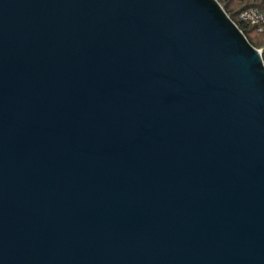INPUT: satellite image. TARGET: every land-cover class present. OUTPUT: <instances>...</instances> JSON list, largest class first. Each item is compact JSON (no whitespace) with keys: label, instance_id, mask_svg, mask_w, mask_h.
<instances>
[{"label":"water","instance_id":"water-1","mask_svg":"<svg viewBox=\"0 0 264 264\" xmlns=\"http://www.w3.org/2000/svg\"><path fill=\"white\" fill-rule=\"evenodd\" d=\"M219 0H0V264H264V58Z\"/></svg>","mask_w":264,"mask_h":264},{"label":"trees","instance_id":"trees-1","mask_svg":"<svg viewBox=\"0 0 264 264\" xmlns=\"http://www.w3.org/2000/svg\"><path fill=\"white\" fill-rule=\"evenodd\" d=\"M229 16L237 22L249 41L257 48L262 49L264 58V30L259 31L256 26L239 19V13L251 6L264 8V0H219Z\"/></svg>","mask_w":264,"mask_h":264},{"label":"built area","instance_id":"built-area-1","mask_svg":"<svg viewBox=\"0 0 264 264\" xmlns=\"http://www.w3.org/2000/svg\"><path fill=\"white\" fill-rule=\"evenodd\" d=\"M239 19L256 26L259 31L264 30V8L258 6L247 7L239 13ZM260 51L262 52V49Z\"/></svg>","mask_w":264,"mask_h":264}]
</instances>
